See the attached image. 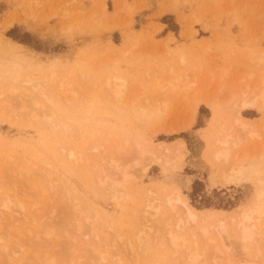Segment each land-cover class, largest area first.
Returning <instances> with one entry per match:
<instances>
[{
    "label": "rangeland",
    "instance_id": "374dc122",
    "mask_svg": "<svg viewBox=\"0 0 264 264\" xmlns=\"http://www.w3.org/2000/svg\"><path fill=\"white\" fill-rule=\"evenodd\" d=\"M10 43L19 45L15 49L26 55L29 69L17 85L0 82V212L9 194L16 201L13 209L19 210L21 201L27 215L19 211V219L10 220L0 214V264H44V258L62 264L58 245L72 237H77L76 246L84 245L82 263L86 254L88 264L93 258L99 263L105 253L108 264H182V251L165 252L170 248L167 232L177 226L174 213L162 207L164 219L155 210L143 212V203H160L148 190L180 191L193 208L211 216L208 222L238 218L257 204L256 181L228 182V164L212 154L219 134L233 129L246 136L235 124L240 117L256 133L244 137L242 151L259 159L257 151L264 148V103L238 109L242 98L264 89L258 86L264 79V0H0V50ZM250 56L263 61L256 65ZM10 60L0 52L1 64ZM2 70L13 72L10 66ZM174 74L182 77L180 84L184 78L186 89L160 94ZM117 78L126 82L118 98L107 88V81ZM27 81L46 83L49 97L64 84L74 102L52 98L65 104L55 116L53 105L37 101ZM196 99L203 101L194 113ZM60 117L68 128H58ZM136 139L158 154L142 157ZM180 143L186 148L184 161L165 165L164 149ZM112 159L128 172L124 194L99 182L105 170L116 171ZM43 169L54 182L45 194L42 185L49 183ZM62 185L71 193L58 188ZM67 198L77 200L70 205ZM83 204H88L89 220L82 231L63 228L56 213L52 218L55 211L86 215L79 209ZM260 223L249 245L234 232L206 239L199 235L190 245H210L208 264H264V219ZM188 225L187 234L197 230ZM130 243L139 244L141 251L134 253ZM148 250L152 252L146 254Z\"/></svg>",
    "mask_w": 264,
    "mask_h": 264
},
{
    "label": "bare ground",
    "instance_id": "6f19581e",
    "mask_svg": "<svg viewBox=\"0 0 264 264\" xmlns=\"http://www.w3.org/2000/svg\"><path fill=\"white\" fill-rule=\"evenodd\" d=\"M11 26H12V23H9V24H7L6 28H10ZM18 46L19 45H17V44H11L10 43L5 48L1 47L0 52L6 56H9L12 58V60H10V62H8L5 65L10 66V68L13 70V72L10 70H9V72L2 70L6 66L4 64L0 63V82L1 81H8V82H11V83L17 85L20 83L21 74H23L25 69L28 68V66L27 67L25 66L26 61H27L26 55H23V53L20 50L15 49V47L20 48ZM250 58H251V60L250 59L249 60L253 61L256 65H259V63L263 61V58L254 59L251 56H250ZM171 72H172V69L170 71L169 77L172 75ZM251 73H249L248 76L250 75L252 77L253 73L252 74ZM175 74L173 76L174 77L173 81L168 82V84L166 83L167 84V85L165 84L166 86L162 85L163 87H161V89H160V94L164 93V96L167 97V96H171L174 94H179L182 90L186 89L187 85L185 86V88L183 87L184 78H183V82L181 83L182 84L181 85L180 80L182 77L180 78V76H179V77L175 78V76H176ZM262 78L260 79V82L258 81L259 82L258 86H260L259 85L260 83H261V85H264V79H262ZM115 81H116L115 83H111V81L108 80L107 81V88L112 90V95L114 97L118 98L124 93V90L126 89V82L123 80V78H117ZM26 83L29 84V86L32 90L36 91V100L37 101L38 100H46L47 102H49L53 105V108L55 109V113H54L55 116H56V113L59 114L63 111V109L65 108L64 107L65 104L54 103V102H52L53 101L52 98H56V97L62 98L63 97L62 102H64V103L70 102V104H72L74 102V99L72 98L74 96V93L73 92H67L66 90H64L66 88L64 84H62L60 86V88L54 89V92L51 93V97H49L48 91L50 90V88L48 85H46V83H42V82L35 83L34 81H27ZM111 84H113V85H111ZM189 86H190V84L188 85V87ZM258 86L255 85L253 87L254 88L253 92H255V89ZM46 90H47V93H46ZM246 92L247 91H243L242 93L244 95H246L245 94ZM163 100H164V98H163ZM166 101H165V103H166ZM202 101L203 100H201V99L194 100V105H193L194 106V113H196L198 111V108H199L200 104L202 103ZM260 101L262 103H264V89L263 90L261 89V91L258 94L254 95L253 97L248 96V98L247 97L242 98L240 101L241 106L238 109L239 110L249 109L252 106H254V104H256ZM70 104H69V106H70ZM238 113H239V111H238ZM58 119L59 120H57V118H56V122L57 121L60 122V123L57 122L60 124L58 128H61V127L68 128L67 125L62 123L63 119L61 120V117ZM48 122H50V121H48ZM235 124L241 130L240 131L241 133L246 134V136L247 135L250 136L251 139H252V137L254 138V136L256 137V133L248 130L251 127V125L243 117L238 118L235 121ZM230 130L231 131H229L228 134L222 135V137H220V134H219V138H218V141L216 143V147L213 150V154H212L213 158L212 159L216 160L217 162L218 161H225V163L228 164V174H229L228 175V182H234L235 184H241V183H247L250 180L256 181V183L258 184V192H257V200H256L257 204L252 205L251 208L249 209V211L242 212V214L238 218L225 217V218L217 219L216 221H213V222H208L209 221L208 219L212 220L211 216H204L205 211H198L195 208H193L188 203V201L182 197L180 191H177V190L172 191L171 193H168V192L161 191L159 189H150V190H148V196L151 197L152 199L156 200V201H159L160 203L158 205H155L154 202L151 201V202H145L142 204V206L145 205V206H143V212L146 211L147 213L151 214L152 213L151 211L155 210V215L160 214V216H163L164 219H165L166 213H164L162 207H167L174 213L173 216H175V218L177 220V224H176L177 226H176L175 230L173 228H171V229L169 228V230L167 232V236H168L167 242H169L168 244H169L170 248L169 249L166 248L165 252L167 253L171 250H175L176 252L182 251V254H184L183 258H182V264H208L207 256H206V250H208L207 248L210 245L204 246L203 248L197 247L198 244L195 247H192L193 245L192 246L190 245L191 240L195 239V238L197 239L199 235L201 237H203V239H206V238H208V236H210L212 234H213V236L217 235V236L223 237V235L224 236L226 234L229 235L230 233L232 234V232H234V235H237L239 241H241L245 245L246 244L249 245L251 242L254 241L253 239L256 236V232L259 229L258 224H261L260 222L264 219V212H263V208H264V178H260V176L262 175V172L264 170V148L261 150V152H260V150L257 151V152H259L258 153V156H260L259 159H256L255 157H253V155H254L253 153H252L253 155L249 156L245 151H242V147H243L242 142H243V140H245L244 137H246V136H244L242 134H241V136L233 134L232 133L233 129H230ZM246 130H248L247 133L244 132ZM135 145L138 148V152H139V154L142 155V157L150 156L151 159H153L154 157L152 158V155L155 156L158 154V153L155 154L153 147H151L149 144H147L146 142H144L142 140L136 139ZM261 147H260V149H261ZM252 150H254V149H252ZM164 151H165V154L163 155V157H164L163 159H164L165 165H170L173 162H175L176 164H180L184 161L183 158H184V155L186 154V148H185L184 143H180L176 149L166 148V149H164ZM260 153H261V155H260ZM258 156H257V158H258ZM102 159L105 160L104 158H102ZM159 159H157V160L159 161ZM52 160H55V156L52 157ZM175 163H174V167L177 168L176 167L177 165ZM109 164L111 166L115 165L116 171L111 172V174H110V173H107L108 169L105 170L106 174L100 178L99 182L103 186L109 185V189L112 191H115L118 193H123V192L126 193V190H127L126 189V183L128 180V172L125 171L126 169L120 168L119 165H116L117 162L115 161V159H112ZM174 167L172 166L171 168H174ZM178 168H181V166ZM113 169L114 168H112V167L109 168V170H113ZM44 171H45V169H43V174H44ZM53 171L55 172V170H53ZM144 172H145V170H144ZM46 173L47 172H45V174ZM49 173H51V172H49ZM49 175L50 174H48V177L45 178V179H47V181L49 183L48 186H46L47 184L45 183L47 181H45V180L42 181L45 183V186H46L45 187L42 185V188H43L42 194L47 193V191H49L50 189H54V185H52L53 180H52V178H50L53 175H51V176H49ZM44 177H46V176H44ZM44 177H43V179H44ZM58 188H60L61 190H63L67 194L71 193L70 190L66 187V185H62ZM47 189H49V190H47ZM39 195H41V192ZM5 196H6V198L3 200V205H2L3 209H4V211L2 213L4 214V216L8 217L10 220H12V217L18 220L19 216H17L18 217L17 218L16 215L19 213V211L21 214L25 213L27 215V212L25 210V206L22 203H20L21 201H19V204H17L20 207L19 210H14L13 206H14V204H16L14 197H12L9 194H6ZM148 196H147V199H150ZM123 197L127 198V197H129V195L125 194ZM41 198H42V196H41ZM65 200H66V198L64 199V201ZM67 200L69 203H71L70 205H72L77 200V198H72V199L67 198ZM61 206H62V203L58 204L55 209H58V207L60 208ZM74 207H75V209L79 208L78 205H74ZM178 208H180L181 211H179ZM63 209H67V206H64ZM79 209L84 210L86 212V215L79 214L78 216H76V215L72 214V212L70 210L65 211L64 213H62L60 215V213H58V211L57 212L55 211V212H53V214L51 212L52 218L54 217V215L56 213L59 217L57 218V216H56L54 218H57L59 221L61 220L62 223L66 224V226H64L65 224L63 226L61 225L63 228L64 227H66V228L67 227L68 228L69 227H71V228L75 227L74 230L77 229L79 232V231L83 230L84 225L88 226V220H89L88 204H83ZM2 213L0 212L1 215H3ZM47 214H50V213L48 212ZM48 216L49 215H47V217ZM26 218H27V216H26ZM52 218H47V219L48 220L51 219L54 222V220ZM147 218H148V216H145V218L143 217V219L145 221ZM143 219L141 218V222H145V221H143ZM156 220L158 221V223H161L160 219H156ZM48 222L50 223V221H48ZM56 224H57V222L55 223V225ZM59 224H60V222H59ZM59 224H57V225H59ZM188 224L192 225L193 227H196L197 230L194 229L191 231L190 234H187V227H190ZM46 225H48V224H46ZM52 225H54V224H52ZM145 226H147V225H145ZM149 226L151 227V225H149ZM50 227H51V225H50ZM47 229H48V227H47ZM140 233H142V232H140ZM140 233H139V235H140ZM47 235H49L48 232H47ZM71 237H72V235H71ZM75 238H77V237H72L68 241L65 238L64 242L61 241L60 244L56 241L59 244L58 248L62 249V252H63V254H62L63 261H61V259L56 258L57 260H60V263H62V264H88V262H89L88 261V254L85 255V257L87 258V260H86L87 262L84 261L86 263H84V262L82 263L83 257L81 256L82 253H80V251L85 252L84 245H77L76 246ZM141 241H143V240H141ZM141 241H140V243H141ZM213 241H214V239H210L207 243H212ZM143 243H146L148 245L147 241L143 242ZM69 244H72V247L69 246ZM37 245H38V243H37ZM138 245L139 244L130 243L129 246H130V249L133 250L134 253H136L137 248L140 246V245L139 246ZM194 245H195V243H194ZM3 248L6 249V246H4ZM55 248H57V247H55ZM135 249H136V251H135ZM141 249H142V246H141ZM214 251H218V248L216 247L214 249ZM58 252L57 253L55 252V253L58 255V258H61V257H59L61 255L58 254ZM147 252L151 253L152 251L148 250V251H146V254H147ZM79 254H81V255H79ZM101 254H103V253H101ZM214 254H216V253L214 252ZM77 255H79V256H77ZM104 255H105V253L103 255H100L101 259H99L100 260L99 263H96V261H94L95 259L93 258L92 259L93 263L90 261L89 264H102V261L104 263L105 258H106ZM44 257L45 256H43L42 258H44ZM75 257L77 258V261H76ZM45 259L46 258L43 259L44 264H49V263L52 264L53 263L52 261L50 262L48 259H47L48 261H46ZM51 260L54 261V259H51ZM144 261L146 262V260H144ZM144 261L142 260V263ZM113 262H114L113 264H122L121 260H117V261L115 260ZM39 263L41 264L42 262H39ZM105 263L108 264V262H105ZM146 264H152V263L146 262Z\"/></svg>",
    "mask_w": 264,
    "mask_h": 264
}]
</instances>
